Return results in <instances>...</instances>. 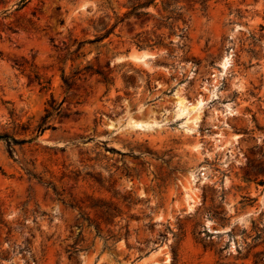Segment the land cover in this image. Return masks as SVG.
I'll use <instances>...</instances> for the list:
<instances>
[{
    "label": "rangeland",
    "instance_id": "374dc122",
    "mask_svg": "<svg viewBox=\"0 0 264 264\" xmlns=\"http://www.w3.org/2000/svg\"><path fill=\"white\" fill-rule=\"evenodd\" d=\"M18 1L0 0V264H264V0L150 6L73 61L125 0Z\"/></svg>",
    "mask_w": 264,
    "mask_h": 264
},
{
    "label": "trees",
    "instance_id": "16d2710c",
    "mask_svg": "<svg viewBox=\"0 0 264 264\" xmlns=\"http://www.w3.org/2000/svg\"><path fill=\"white\" fill-rule=\"evenodd\" d=\"M187 2L188 4H195L199 3L202 8H204V4L207 0H125L123 3V6L126 8L124 12L121 14H118L115 10L112 11L114 21L111 22L112 16L108 14H104L100 16L97 20H90L89 26L94 29L96 32L94 34V37L91 39H86V40H79L77 41L76 38L73 39L71 44H65V49L68 51V55H72L69 59L73 61L76 57H78L81 52L80 49L83 47L84 44L89 43H98L101 41L103 38L107 37L113 29L116 27V25L124 20H127L130 16L135 17V18H141L142 16H145L146 19H149L151 17L150 12L147 10L150 6H157L158 4L160 5V9L162 12L165 13L164 16H162L164 21L168 20H176V19H182V6L179 5L180 2ZM25 3V0H20L17 3V7L23 6ZM64 43V42H63ZM75 48L71 51L70 48L71 46H74ZM153 45H161L160 41L155 42ZM67 59V58H66ZM14 65L19 66L18 63L14 62ZM82 69L84 70H89L92 69L90 65L84 66ZM81 69V70H82ZM64 71L62 70V73ZM75 71L74 73H76ZM92 73H96L99 75H103L99 70L94 69ZM38 78V77H37ZM71 77L70 76H65L62 75V80L63 84L66 89L71 87ZM106 80V78L104 77ZM44 81H41V79H38V84L42 85ZM42 87H45V85ZM60 113V103H56L55 99L51 97L48 107L45 109V113L40 119V122L37 127L39 129H43L42 126L47 123V120L53 116V114H58ZM48 126V125H47ZM3 140L5 142V146L7 148V152L10 156L13 155V145L18 143L16 139L13 137H9L4 135ZM26 172L30 175L35 177V174L32 173L31 171L26 170ZM39 181H41L40 178H37ZM46 185H50L52 189L57 193L56 188L52 183L46 182ZM70 206H76L75 203H70ZM102 214L105 216L104 220L107 221L108 216H111V213L109 209L106 211H102ZM97 228V226H96ZM77 251L76 248H74L71 252L75 253Z\"/></svg>",
    "mask_w": 264,
    "mask_h": 264
},
{
    "label": "bare ground",
    "instance_id": "6f19581e",
    "mask_svg": "<svg viewBox=\"0 0 264 264\" xmlns=\"http://www.w3.org/2000/svg\"><path fill=\"white\" fill-rule=\"evenodd\" d=\"M146 55H149V54H146V53H145V54L143 53L142 55L132 54L131 57H132L133 59H135V60H138V59H140L139 57L142 58L143 56H146ZM225 65H226V64H225V62H224L223 66L225 67ZM134 124H135L136 126H139V125H140V123H138V122H134Z\"/></svg>",
    "mask_w": 264,
    "mask_h": 264
},
{
    "label": "water",
    "instance_id": "95a60500",
    "mask_svg": "<svg viewBox=\"0 0 264 264\" xmlns=\"http://www.w3.org/2000/svg\"><path fill=\"white\" fill-rule=\"evenodd\" d=\"M141 59V57H139Z\"/></svg>",
    "mask_w": 264,
    "mask_h": 264
}]
</instances>
